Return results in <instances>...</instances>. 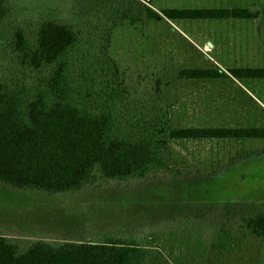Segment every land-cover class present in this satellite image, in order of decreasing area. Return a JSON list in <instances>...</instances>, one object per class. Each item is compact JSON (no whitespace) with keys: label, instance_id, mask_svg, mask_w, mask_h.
I'll use <instances>...</instances> for the list:
<instances>
[{"label":"trees","instance_id":"trees-1","mask_svg":"<svg viewBox=\"0 0 264 264\" xmlns=\"http://www.w3.org/2000/svg\"><path fill=\"white\" fill-rule=\"evenodd\" d=\"M103 1L109 4L98 31L84 29L80 20L42 16L0 33L1 185L52 197L96 190L110 181L174 179L181 170L173 162L172 142L264 141V126L176 124L167 103L178 82L264 79V67L225 71L216 65H166L143 85V76L121 71L110 53L114 28L158 19H259L264 45V2L257 8H164L159 13L149 0ZM11 8V0H0V24ZM260 170L258 188L237 200L244 206L238 209L244 228L258 238L264 237V167ZM203 220L198 224L207 223ZM149 253L135 237L38 238L23 246L0 233V264H149Z\"/></svg>","mask_w":264,"mask_h":264},{"label":"rangeland","instance_id":"rangeland-1","mask_svg":"<svg viewBox=\"0 0 264 264\" xmlns=\"http://www.w3.org/2000/svg\"><path fill=\"white\" fill-rule=\"evenodd\" d=\"M263 2L149 0L159 13L164 8H257ZM108 4L103 0H11V12L0 24V33L5 36L42 16L80 20L84 29L98 31ZM259 25V19L125 22L112 31L110 53L121 71L131 72L133 78L143 76V85L166 65H216L225 71L264 67ZM178 83L172 85L177 88L167 101L176 124L264 126V79ZM171 147L173 162L181 170L174 179L110 181L96 190L52 197L0 184V233L23 246L38 238L58 242L135 237L148 246L149 264H264V237L249 234L238 210L244 206L237 205L251 188H258L264 141L181 140ZM254 172L258 178L251 179ZM207 217H215L214 222ZM203 219L207 223L198 224Z\"/></svg>","mask_w":264,"mask_h":264}]
</instances>
